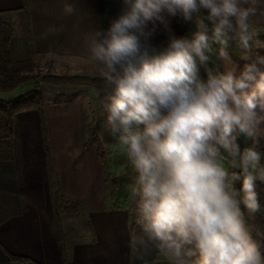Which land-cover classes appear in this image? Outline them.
Segmentation results:
<instances>
[{
  "label": "clouds",
  "instance_id": "1",
  "mask_svg": "<svg viewBox=\"0 0 264 264\" xmlns=\"http://www.w3.org/2000/svg\"><path fill=\"white\" fill-rule=\"evenodd\" d=\"M107 29L82 36L89 60L103 81L101 100L109 135L131 169L135 204L131 245L141 259L152 253L167 264H264L240 205L260 211L256 181L264 182V56L252 58L257 36L250 23L264 0H122ZM66 15L75 13L65 4ZM206 11V15L204 14ZM165 14L194 22L191 39L170 36L151 43ZM207 21V23H206ZM149 24L152 27H149ZM209 24L211 27H209ZM211 32V35H209ZM234 38L246 63L227 51ZM211 43L228 66L198 75ZM243 135L251 146L241 150ZM242 181L240 190L234 182Z\"/></svg>",
  "mask_w": 264,
  "mask_h": 264
},
{
  "label": "crops",
  "instance_id": "2",
  "mask_svg": "<svg viewBox=\"0 0 264 264\" xmlns=\"http://www.w3.org/2000/svg\"><path fill=\"white\" fill-rule=\"evenodd\" d=\"M66 3L75 6L73 15L64 13ZM122 7V0H0V17L14 29L10 46L16 59L53 63L55 75L99 77L82 36L107 29ZM181 20L188 26L182 16ZM250 23L264 29V6ZM155 29L151 43L166 46L169 38H160L158 22ZM227 51L238 76L250 61L242 59L240 47L230 45ZM256 54L264 56L263 41L252 45L253 59ZM221 64L223 73L228 66L223 60ZM40 90L41 109L15 115L12 139L1 138L6 132L0 114V264H167L155 252L141 259V251L131 245L136 226L127 207L128 164L109 162L106 150L103 158L96 142L85 146L87 117L104 111V85H41ZM23 93L18 89L0 93V98ZM98 134L104 147H117L107 118ZM244 138L237 141L241 150L250 147ZM113 178L118 180L115 195ZM9 253L30 260L13 261Z\"/></svg>",
  "mask_w": 264,
  "mask_h": 264
},
{
  "label": "trees",
  "instance_id": "3",
  "mask_svg": "<svg viewBox=\"0 0 264 264\" xmlns=\"http://www.w3.org/2000/svg\"><path fill=\"white\" fill-rule=\"evenodd\" d=\"M27 14V8L24 9ZM110 22H108V25ZM258 28L257 26H254ZM25 31L30 33L29 22L26 19L24 24ZM13 27L4 19L0 17V93H14L18 89H22L25 84L33 83V87L28 89L23 94L9 100L0 98V114L3 116V127L6 132L1 138L7 140L12 139L15 131V115L19 112L28 111L32 109H41L42 107V94L41 85H55V86H83L91 87L98 84H103L99 77L89 76H69V75H33L36 64L32 59L18 60L14 57L11 51V38L13 36ZM96 142L100 154L105 158V149L101 138L99 137L98 130L93 127L90 137L87 138L85 146ZM234 188L240 190L242 181L237 180L234 182ZM118 188L117 178H113L112 194ZM256 192L258 194V201L260 204V211L252 214L245 208L243 204L240 205L241 212L245 220V226L252 238L258 245V248L264 250V182L256 181ZM59 240L61 242V230L58 216L56 215ZM0 246L1 243H0ZM9 256L13 261H28L30 258L10 254Z\"/></svg>",
  "mask_w": 264,
  "mask_h": 264
},
{
  "label": "rangeland",
  "instance_id": "4",
  "mask_svg": "<svg viewBox=\"0 0 264 264\" xmlns=\"http://www.w3.org/2000/svg\"><path fill=\"white\" fill-rule=\"evenodd\" d=\"M174 18H175L176 22L173 20ZM174 18L172 16H168L167 14H165L166 26H165V24L158 22V25H159L158 31H159L160 38L162 40H167L170 36H175L176 38L191 39L193 37V34L197 31V27H196L195 23L189 22L188 26L186 25L184 27V25L182 24V20H181L180 15L174 16ZM209 27H211V25H209ZM253 29L257 33V36L251 42L252 45L254 46L259 41L264 42V29H261V28L259 29L256 27H253ZM209 35H211V32H209ZM230 45L235 47L238 50L239 45H238V42L234 38L229 39L228 44H227V49H229ZM221 47H222V45L219 43H211V51L206 53L209 56L208 62L206 64H201L199 62V60H197L198 75H199L201 80H204V81L207 80L209 70L213 74L222 73V71H221L222 70V68H221L222 67V64H221L222 60L218 54ZM31 59H32V61L34 60L33 62L36 64V67L33 71V75H40L42 77V76H47V75L53 74V71H52L54 68L53 63H50V62L46 63V62H42V61L39 62V61H36L35 58H33V57ZM69 76H71V75H69ZM31 87H33V83L30 82L28 84H25L23 87H21L22 92H26ZM93 107H94V105L90 106L91 109ZM90 108H89V110H91ZM103 112L100 110L99 111L95 110V113H96L95 115L90 114L87 117L86 127H87L88 133H89L88 137H90V133H91V130L93 129V127H95V129L99 131L100 127L103 126L105 119H106V115ZM93 118H94V120H92ZM244 140H245V138H244ZM245 141H247L251 146V140L250 139L246 138ZM104 149L107 151L106 154L108 155L109 162L112 163L113 161H115L116 165H119L120 163H126L127 164L125 157L122 154L118 153L117 147H114L113 150H109L108 146H106V147H104ZM258 150L262 153L261 163L264 164V139L261 140V143L259 145ZM126 175L128 177H131V169L129 168V166L126 169ZM127 207L130 209L131 217H132V221H133L135 204L132 201V199L130 198V194H129V198H128V202H127ZM263 210H264V206H263ZM259 250H260L262 256H264V250H261V249H259Z\"/></svg>",
  "mask_w": 264,
  "mask_h": 264
}]
</instances>
